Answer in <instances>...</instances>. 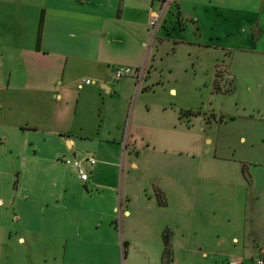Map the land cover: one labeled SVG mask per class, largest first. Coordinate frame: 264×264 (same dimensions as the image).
<instances>
[{"label": "rangeland", "instance_id": "374dc122", "mask_svg": "<svg viewBox=\"0 0 264 264\" xmlns=\"http://www.w3.org/2000/svg\"><path fill=\"white\" fill-rule=\"evenodd\" d=\"M217 3L243 9L240 18L235 12V24H250L262 0ZM172 47L154 50L150 75L125 112L130 120L136 106L139 118L158 121L153 142L139 139L124 157L108 134L115 126V114L106 116L113 108L109 94L100 85L96 93L95 85L85 86L92 75L82 74L83 88L62 102L59 85L45 94L11 92L19 99L7 102L0 93V264H258L264 249V78L253 74H264V56L240 48L222 51L207 69L210 64L189 58L184 47L173 54ZM5 73L0 72L2 83ZM179 116L186 135L179 142L165 139L160 123ZM176 126L173 120L175 135ZM237 126L247 131L240 133ZM68 139L75 143L73 151L64 143ZM89 156L100 165L116 161L123 167L125 186L117 191L113 220L102 190L106 175L87 189L64 162ZM201 164L230 167L232 182L236 174L241 180L243 169L251 184L201 185ZM246 196L252 199L249 207ZM122 208L128 215L122 216ZM109 226L118 248L112 242L97 248Z\"/></svg>", "mask_w": 264, "mask_h": 264}, {"label": "crops", "instance_id": "0c3cea01", "mask_svg": "<svg viewBox=\"0 0 264 264\" xmlns=\"http://www.w3.org/2000/svg\"><path fill=\"white\" fill-rule=\"evenodd\" d=\"M218 1L173 0L166 5L154 0H0V72H6L8 76L5 83L0 81V93L4 94L7 102L18 98L14 94L10 95L11 92L28 94L34 89L36 94H45L54 92L59 85L58 99L62 102L76 87L83 88L80 83L82 74L92 75V84L84 85H95L93 93H96L95 89L99 85L106 88L110 97L109 106L113 107L106 116L115 114L114 129L108 134L113 135L114 144L121 146L124 157L129 150L137 149L139 139L145 144L153 142L151 130L156 128L158 121L139 118L137 114L140 108L136 106L130 120L125 116L131 97L137 92L136 89L139 90L141 83L132 77L115 80L116 68L143 66L146 68V81L153 67L151 59L155 57L154 50L157 52L160 46L167 43H172V54L184 47L189 58L203 64H210L211 59L222 51L227 54L238 48L264 56V0L261 6H257L259 11L254 9L257 17L247 25L235 24V12L240 18L241 14H246L243 9L238 11L222 7ZM161 15L163 24L153 34L151 21ZM41 20V37L38 41ZM210 68L211 64L207 69ZM220 71L214 67L217 76L222 74ZM257 76L264 78V74H253V77ZM214 88L221 92L217 80L214 81ZM260 92L264 96V89ZM173 120L180 125L176 126L180 129L175 130L178 132L176 135L171 127ZM233 121L236 123V119ZM159 126V131L166 134L165 139L167 135L176 137V142L187 132L180 116L164 119ZM237 128L240 133L247 131L246 127ZM233 131L235 135L234 128ZM238 140L243 144L247 142L241 136ZM64 143L73 151L75 143L72 139ZM207 153L203 152L204 155ZM203 158L205 161L206 156ZM90 173V180L82 184L87 189L99 186V178L106 175L107 181L102 185V190L107 192L111 208L109 218L113 220L116 211L119 212L116 206L117 191L120 189L119 193H122L125 186L123 167L116 161L102 165L97 163ZM197 173L201 185L211 186L212 189L236 183L237 187H241L247 181L243 169L239 171V175H243L241 180L236 174L237 179L233 182L235 170L232 171L230 167L216 168L201 164ZM244 199L249 207L251 197L246 196ZM67 208L73 211L72 203H68ZM121 214L128 215L123 208ZM101 236L104 241L100 240L97 248L105 247L106 242L107 245L112 242L118 248V237L113 228H108ZM21 241L25 242V239ZM119 243L123 245L122 241ZM260 258H264V249L256 260Z\"/></svg>", "mask_w": 264, "mask_h": 264}, {"label": "built area", "instance_id": "2783aa9c", "mask_svg": "<svg viewBox=\"0 0 264 264\" xmlns=\"http://www.w3.org/2000/svg\"><path fill=\"white\" fill-rule=\"evenodd\" d=\"M159 1L164 4H168L173 0H154ZM163 20V16L156 17L151 21V28L153 30V34H155L156 28L161 24ZM127 77H132L135 79L137 83H142L146 77V68L145 67H137V68H130V67H118L115 69L114 72V79L119 81ZM86 85H90V81L85 82ZM64 162L74 168L77 171L78 177L80 178L82 183H87L90 180L91 173L88 171L89 167H94L97 165V160L94 157H87L83 160L74 159H65ZM258 264H264V258H260L258 260Z\"/></svg>", "mask_w": 264, "mask_h": 264}, {"label": "trees", "instance_id": "16d2710c", "mask_svg": "<svg viewBox=\"0 0 264 264\" xmlns=\"http://www.w3.org/2000/svg\"><path fill=\"white\" fill-rule=\"evenodd\" d=\"M41 30H42V20H41V22H40V30H39V35H38V41L40 40V37H41ZM189 112H190V111H189ZM189 112H187V113H189ZM190 113H191V112H190ZM165 243H166V245H167V246H166L167 248H166L165 256L168 257V256H169V252H168V251H169V249H168V247H169V245H168V241L166 240Z\"/></svg>", "mask_w": 264, "mask_h": 264}, {"label": "water", "instance_id": "95a60500", "mask_svg": "<svg viewBox=\"0 0 264 264\" xmlns=\"http://www.w3.org/2000/svg\"><path fill=\"white\" fill-rule=\"evenodd\" d=\"M102 89H105L106 90V88L105 87H102ZM108 91V90H107Z\"/></svg>", "mask_w": 264, "mask_h": 264}]
</instances>
